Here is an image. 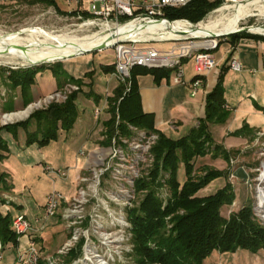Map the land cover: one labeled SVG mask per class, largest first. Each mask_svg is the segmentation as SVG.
Returning <instances> with one entry per match:
<instances>
[{"label":"crops","instance_id":"crops-1","mask_svg":"<svg viewBox=\"0 0 264 264\" xmlns=\"http://www.w3.org/2000/svg\"><path fill=\"white\" fill-rule=\"evenodd\" d=\"M251 34L239 37L233 43L226 38L223 41L225 46L220 49L218 44L212 51L215 66L204 76L193 96L191 82L195 75L194 64L189 71L183 68L184 62L189 58L182 63L184 84L172 83V70L167 78H162L158 83L150 74L137 76L140 105L144 113L151 115L153 127L173 139L187 135L198 125L199 119L204 118L206 95L216 85L219 72L224 66L227 70L222 80L223 109L228 112V116L224 122L209 123L208 131L213 142L228 152L252 139L256 131L263 130L264 112L261 107H264V36ZM101 50L98 52L101 53ZM78 58L79 56L69 57L60 65L66 76L81 79L80 89H83L81 95L77 94L75 104L78 114L69 130H59L57 138L44 146L37 143L25 145V131L21 127L17 129L15 136L5 129L0 130V138L5 147L0 148V173L5 174L9 183V188L2 190L5 195L3 197L7 199L2 209L3 206L6 207L4 210L11 214L10 209L13 207L17 209L15 216L23 214L31 222L33 229L28 235L44 253H50L59 240L63 239L57 217L52 216L47 220L42 218L46 195L55 190L68 199L75 191L78 175L89 166L102 162L107 155V147L102 144L100 132L104 121L109 118L110 105L119 82L111 72L102 71V67L113 65V61L101 60L97 66L90 67L77 61ZM232 58L238 61L239 70L229 67ZM62 82L64 81H57L49 67L40 70L34 77L28 97L34 100L59 87ZM15 94L14 100L22 101L19 88L15 89ZM80 104L83 113H79ZM87 106L92 107L91 118L84 114ZM95 109L99 110L98 117H94ZM34 126L32 123L29 130ZM51 151H54L52 155L59 156L54 159L48 157ZM212 153L210 150L204 156L197 157L194 168L202 170V167L208 166L224 170L219 162L220 156H213L215 154ZM45 166L66 169L67 174L65 177L49 174L45 171ZM181 171L184 172L182 165L178 168V179L182 181L184 173L181 179ZM226 182V178L217 177L199 193L202 194L204 190L212 193ZM64 204L66 202L62 201L61 205ZM26 238H20V249L25 248ZM4 249V253L10 255L8 264H16L15 248L6 245ZM244 256L249 258L248 255ZM209 264L219 262L210 257Z\"/></svg>","mask_w":264,"mask_h":264},{"label":"rangeland","instance_id":"rangeland-1","mask_svg":"<svg viewBox=\"0 0 264 264\" xmlns=\"http://www.w3.org/2000/svg\"><path fill=\"white\" fill-rule=\"evenodd\" d=\"M260 4L259 9L252 10L251 15L243 17L241 21L236 23L235 30L246 28L247 32L251 30V33H256L261 28L264 30V0ZM77 8L78 5L74 4V2L69 3L64 0H55V4L51 5L42 3L31 4L24 0H0V34L19 32L21 29L27 28L26 30L40 33L66 34L73 36L75 39H81L86 35L97 33L98 29L96 27L82 25L81 20L77 18ZM232 12H234V7H229L224 11V22L232 16ZM84 16L86 15L84 14ZM227 36L223 35L218 38L220 42L219 49L225 46L223 41ZM141 45L167 49L170 47L171 42H152ZM101 51V53L96 50L74 56H79L77 61H82V63H86L85 65L90 67L97 66L101 60L108 62L114 60L112 48H104ZM67 58L29 65L21 60L13 61L8 58H0V128L4 125L22 121L31 113L45 110L52 104L65 102L47 103L43 101V97L50 92L62 90L70 85H76L79 86V90L73 92L82 94L83 89H80V83L78 84L77 81L68 79L54 90L31 100L23 109H21L22 101L14 100L15 89L10 87L7 80L11 70L41 67L42 71L50 66L61 65L62 61ZM184 64L183 68L185 71H189L193 65V57L189 58ZM74 79L81 81L80 78ZM127 85L128 82L124 83V86ZM9 104L15 109L14 111L5 110V105ZM37 104L38 106H36ZM81 106L82 104L78 108L80 109ZM91 110L92 107H86L84 111L86 117L91 118ZM22 112L23 114H21ZM79 113H83L81 109ZM109 114V118L104 121V125L102 124L103 127L100 132L102 144L107 147V155H105L102 162L89 166L78 175V177L91 178L93 174L90 171L91 169H103L95 180L94 188L87 191V201L81 213L82 219L74 226L79 231L78 238L68 250H64L61 253L57 252L63 243L69 239L73 229L71 226L68 227V222L63 217V210L68 206L67 203L64 205L60 204L53 216L57 217L58 228L63 233V239L59 240L50 253H44L38 248L36 264H160L144 257L140 259L137 256L133 241L132 223L129 218V211L138 208L149 191L148 187L137 185L150 179V173L154 166V155L151 152V148L155 145L158 135L153 131L128 123H125L126 129H121L118 113H115L113 124L109 123L111 113L109 112ZM141 133H144L142 134L144 137L139 141ZM152 135H155V137L152 138ZM228 152V161L223 159L221 154H216L220 156L219 162L224 166V170L227 171L226 179L231 184L235 195L232 203L223 209L222 214L228 216L230 212L236 211L242 205L249 206L252 217L260 226L264 227V199L259 198V190L264 191V180H262L263 182L259 180L264 164V129L256 131L252 139L239 147L232 148ZM53 153L54 151H51V155H48V157L54 159L59 156L52 155ZM238 170L243 172L244 175L242 177L237 175ZM231 172L234 173L235 177L232 180L229 179ZM180 173H182L180 175L182 179L183 172L181 171ZM195 174H202V170L195 168ZM166 179H168L167 173H160L155 185H153L154 193L161 201L162 209L171 197V191ZM2 190L0 189V198L5 202L6 198H4L5 195H3ZM201 193L207 194L209 190H204ZM4 208L6 207L3 206ZM10 210L11 215L15 217L17 209L12 207ZM170 217L171 215L164 217V232L166 235L172 227ZM7 245L15 248L16 263L17 250L20 249L18 247L19 242H16L15 245L11 243ZM0 246L3 254L0 264H8L10 255L4 253L5 249L1 243ZM147 247L155 249L156 244L154 241H148ZM244 255H248L249 258L247 259ZM211 257L216 258L219 264H260V262H264V249L259 250L255 254L240 249L234 252H214Z\"/></svg>","mask_w":264,"mask_h":264},{"label":"trees","instance_id":"trees-1","mask_svg":"<svg viewBox=\"0 0 264 264\" xmlns=\"http://www.w3.org/2000/svg\"><path fill=\"white\" fill-rule=\"evenodd\" d=\"M28 3L55 4V0H24ZM222 3V0H190L184 5L167 7L164 16L170 20L186 19L191 22L201 20L209 11ZM85 15L87 13L84 12ZM182 23V22H181ZM180 26V24H172ZM247 31H240L227 36L233 43L239 37L251 36ZM58 66V67H57ZM57 81L75 80L66 76L60 65L50 66ZM60 68V69H59ZM41 67H29L11 70L7 80L11 88H19L23 109L31 99L28 97L30 86ZM113 65L102 67L104 72H112ZM222 67L216 85L207 93L205 98V116L199 119L198 125L190 132L177 139L167 137L153 127L150 114L144 113L140 105V98L136 78L139 75L150 74L156 83L167 78L171 69L146 68L134 66L130 71L128 85L119 83L109 112L110 124L114 123L115 113L119 115V126L125 128V123L144 128L157 133L158 139L151 148L154 155V166L149 181L138 183L137 186H146L148 193L138 208L129 211L132 223L133 241L136 254L160 264H209L214 252H234L237 249L246 250L252 254L264 249V227L252 217L249 206L242 205L228 216L222 214L223 209L232 203L235 198L232 186L226 182L221 188L212 193L200 194L199 191L217 177H227L226 170H216L211 167H202V174H195L194 162L197 157L204 156L210 150L221 154L228 161L229 152L215 144L208 131L209 123H221L228 116L223 109L222 80L226 71ZM196 77L194 75L193 79ZM78 92H73L61 104H52L47 109L31 113L26 119L4 125L13 136L18 128L25 131V145L37 143L46 145L55 140L59 130H69L76 118L77 107L75 100ZM264 112V107H261ZM6 111H14L11 104L5 105ZM34 123V128L29 126ZM244 130V129H243ZM0 148H5L0 138ZM183 166L184 178L178 179V168ZM160 173H167L166 183L171 191V197L164 208L155 195L153 185ZM6 176L0 173V189H8ZM4 201L0 198V243L4 248L7 244L17 242V236L11 227L12 216L2 209ZM182 211V212H180ZM171 215L172 227L166 235L164 232V217ZM148 241H154L155 249L147 247ZM263 263V262H260ZM41 264V263H40ZM264 264V263H263Z\"/></svg>","mask_w":264,"mask_h":264},{"label":"built area","instance_id":"built-area-1","mask_svg":"<svg viewBox=\"0 0 264 264\" xmlns=\"http://www.w3.org/2000/svg\"><path fill=\"white\" fill-rule=\"evenodd\" d=\"M78 5L77 18L82 25L96 27V34H106L109 39L105 43L107 48L113 50V71L111 74L119 83H126L130 77V71L134 66L146 68H165L173 71L172 83L184 84L182 63L184 59L193 57V64L196 77L191 82V95H195L197 87L202 83L204 76L215 66L212 51L220 43L218 38L223 35H213L204 33L202 35H191L189 29L195 28L200 23H212L214 20H224L225 7H234L236 4L245 3L249 0H222V3L209 11L201 20L191 22L186 19L170 20L164 16V9L184 5L190 0H64ZM84 3V4H83ZM83 12L87 13L84 16ZM166 24L165 30H173L176 22L186 24L183 29H175L172 38L161 36L149 37L146 27L154 23ZM123 31V33H121ZM188 31V32H187ZM251 31V30H250ZM249 31V33H251ZM121 33V34H120ZM264 36V32L254 33ZM107 37V38H108ZM154 42H171L167 49H157L152 46L141 44ZM229 67L239 70L240 65L235 58L230 59ZM79 90V86L70 85L62 90H56L46 94L43 101L64 102L73 92ZM38 106V104L36 105ZM99 110H94V117H98ZM141 133L139 141L144 137ZM138 135V134H137ZM155 135H152L154 138ZM139 147V145H138ZM45 171L59 177H65L66 169H54L45 166ZM103 169H91L92 177H77L75 191L67 199L62 193L51 190L45 197L42 218L47 220L58 210L62 201L67 203L63 210V217L68 222V227H72L69 239L63 243L58 253L68 250L72 243L78 238L79 231L74 226L82 219V210L87 201L88 190L95 186V180L102 173ZM234 173L231 172L229 179L232 180ZM11 227L17 236V242L25 236L26 245L23 249H18L16 254V264H36L38 259V247L35 240L28 234L33 229L31 222L23 215L18 214L11 220ZM3 254L0 246V261Z\"/></svg>","mask_w":264,"mask_h":264},{"label":"bare ground","instance_id":"bare-ground-1","mask_svg":"<svg viewBox=\"0 0 264 264\" xmlns=\"http://www.w3.org/2000/svg\"><path fill=\"white\" fill-rule=\"evenodd\" d=\"M261 1L263 0H249L245 3L236 4L232 16L228 19L226 18V22H221V20L217 19L212 23H200L195 28L189 29V34L202 35L204 33H212L213 35H223V33L228 30L230 31L227 33L234 31L236 29V23L241 21L243 17L251 15L252 10L260 8ZM227 8H229V6L225 7V9ZM174 24H180V26L173 25L172 31L167 30L163 32V34H161L159 30H165L166 27H168L166 24L161 22L150 24L146 27V33L149 34V37L161 36L164 38H172L177 34L173 33V31H176L175 29H183L186 25L181 22H176ZM26 29L27 28L21 29L19 32L0 34V58H8L13 61L21 60L28 65L36 64L38 62L53 61L69 57L70 55L79 54L109 39L106 34L94 33L86 35L81 39H75L73 36L66 34H45ZM257 32H264V30L261 28ZM121 33H123V31H121ZM262 167L259 178L260 181L264 180V164ZM259 198L264 199V191L261 189L259 190Z\"/></svg>","mask_w":264,"mask_h":264},{"label":"water","instance_id":"water-1","mask_svg":"<svg viewBox=\"0 0 264 264\" xmlns=\"http://www.w3.org/2000/svg\"><path fill=\"white\" fill-rule=\"evenodd\" d=\"M240 31H247V30H246V28H240V29H237L235 31H231L229 33H225V35H230V34H233V33L240 32ZM107 47H108V44L105 43V42H102L99 45H97V46H95V47H93L91 49L82 51L81 53H88V52H92V51H96V50H101V49H104V48H107ZM81 53H79V54H81ZM72 56H74V55H70L69 57H72ZM65 58H67V57H65ZM237 175L242 177L244 174H243V172L241 170H238L237 171Z\"/></svg>","mask_w":264,"mask_h":264}]
</instances>
